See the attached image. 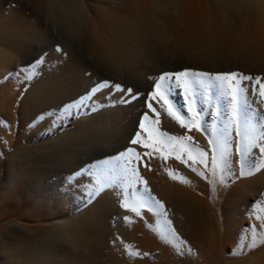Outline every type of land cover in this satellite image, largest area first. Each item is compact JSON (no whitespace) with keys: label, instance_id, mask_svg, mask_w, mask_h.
I'll list each match as a JSON object with an SVG mask.
<instances>
[{"label":"rangeland","instance_id":"rangeland-1","mask_svg":"<svg viewBox=\"0 0 264 264\" xmlns=\"http://www.w3.org/2000/svg\"><path fill=\"white\" fill-rule=\"evenodd\" d=\"M147 11L149 19L155 21L145 20ZM106 14L133 26L125 63L113 56L120 46L100 31L99 21ZM145 23L148 27L144 29L141 25ZM199 31L209 37L204 38V33L194 37ZM88 34H93L90 39L86 38ZM219 35H224L223 39ZM57 45L62 49L59 54ZM248 51L254 54L250 56ZM45 52L53 57L46 56L38 79L26 82L23 74L4 79L10 71L18 72ZM9 57L16 59L17 66L8 65L9 72L0 76V120L4 122L0 124V264H171L166 251L173 253L172 247L165 251L168 245L150 235V224L148 230L141 223L135 225L136 229L133 224L148 215L156 221L162 218L147 209H142L143 218H132L119 206L117 197L104 206L103 191L86 203L84 178L70 181L68 177L80 167L124 150L141 112L155 119L144 107V94L152 86L149 76L187 68L211 73L240 71L264 80V0H45L41 5L36 0H0V62ZM101 77L134 87L140 98L130 105L112 104L120 94L113 93L106 99L108 90H104L95 97L97 109L87 115L65 119L59 125L51 118L33 124L42 112L73 100ZM179 92L172 97L177 107L185 105L183 90ZM249 99L256 111L264 114V106L257 107L256 97L249 95ZM154 106L160 111L162 131L188 135L198 148L208 150L206 133L180 128L159 105ZM205 119L211 122V117ZM232 135L235 137L234 129ZM254 151L258 153V149ZM155 159L159 160L144 157V162L154 169ZM232 159L237 158L233 155ZM159 162L163 168L175 163L178 174L186 165L175 158V153ZM149 167L144 163L138 166L144 180ZM234 167L238 170L239 166L234 163ZM192 176L194 186L205 185V189L203 193L193 188L189 195L197 193L194 198L203 207L209 199L210 211L214 212L211 217L216 220H212L211 229L206 225L199 233L195 231L190 264H264V243L258 242V247L243 257L229 256L246 227L256 225L260 232L264 225V219L248 217L254 202L264 205V169L227 188L217 184L214 192L205 178L194 172ZM257 180L259 194L243 201V212L237 207L231 212L237 194L249 190ZM109 188L116 191V186ZM150 190L170 210L168 219L172 220L168 200ZM233 214L238 217L234 221ZM256 215L264 218V211ZM125 216L133 219L128 225L129 232L133 226L130 233L127 227L121 229ZM133 235H137V247L130 244ZM251 238V232L247 233L246 243ZM125 244L132 251L150 255L129 256L123 249Z\"/></svg>","mask_w":264,"mask_h":264},{"label":"snow or ice","instance_id":"snow-or-ice-1","mask_svg":"<svg viewBox=\"0 0 264 264\" xmlns=\"http://www.w3.org/2000/svg\"><path fill=\"white\" fill-rule=\"evenodd\" d=\"M55 50L58 54L62 52L59 45ZM46 56L45 52L22 65L18 72L10 71L4 79L15 78L18 74H23L26 82L38 79L41 74L39 70L46 63ZM148 79L152 81V86L151 90L144 94L147 97L144 107L155 119H150L148 113L141 112L129 136L128 146L124 150L116 154H107L105 159L96 160L93 164L74 170L68 179L71 181L76 177L84 176L91 178V182L84 186L86 203L95 199L105 188L115 185L119 206L131 211L137 217H141L142 209H147L154 216L162 218L168 227L163 231L159 228L154 231L159 233L161 239L171 243L176 238V233L169 232L170 210L149 189L148 182L140 176L138 166L144 163L145 167H149L144 162V157L167 161L168 156L175 153L177 160L185 163L192 172L208 181L213 192L217 184L227 188L238 180L252 177L260 172L264 169V114L256 111L249 95L256 97L257 107L264 106V80L260 76H252L240 71L211 73L187 68L175 72L163 71L149 76ZM180 89L183 90L185 105L177 107L172 97L179 95ZM104 90H108L106 99L113 93L120 94L116 100L111 101L112 104L130 105L141 96V93L132 86H125L111 78L101 77L73 100L57 109L42 112L33 124L51 118L55 125H59L65 119L87 115L97 109L98 102L95 97ZM154 104L159 105L160 110L180 128L206 133L208 150L198 148L192 143V137L188 135L176 136L162 131L159 128L160 111ZM209 105L211 108L208 107ZM206 116L211 117L210 123L205 119ZM3 123L0 120V124ZM233 129L235 137L232 135ZM141 148L146 151H139ZM254 149H258V153ZM233 155L237 158L235 161L232 159ZM189 161L191 163H188ZM234 163L239 166L238 170L234 167ZM197 165L204 170H199ZM205 172L208 176H205ZM169 175L172 176L173 173L169 172ZM251 208L252 210L248 212L250 219L254 215L257 220L264 219L256 215L257 211H264L260 207V202H254ZM123 219L126 223L131 222L128 216ZM243 232L245 235L240 237L237 245L231 250L230 257H243L248 251L257 248L258 242L264 243V225H261L260 232L257 231L256 225L246 227ZM249 232L252 238L246 243ZM112 243L115 244V241ZM183 243L181 241V245ZM123 249L133 257L150 255L132 251L126 244L123 245ZM177 250L182 249L177 248ZM188 253H192L191 248H188Z\"/></svg>","mask_w":264,"mask_h":264},{"label":"bare ground","instance_id":"bare-ground-1","mask_svg":"<svg viewBox=\"0 0 264 264\" xmlns=\"http://www.w3.org/2000/svg\"><path fill=\"white\" fill-rule=\"evenodd\" d=\"M44 1L45 0H36V2L39 5L43 4ZM104 1H107V0H104ZM41 7H43V6H41ZM111 9L112 8H110V10ZM110 10H109L108 13L111 12ZM113 11H115L114 8L112 9V12ZM95 12H96V14H98V10L97 9H96ZM117 12L120 14L119 11H117ZM140 13L141 12H140V9H139L138 14H140ZM136 14L137 13L135 12V15ZM145 16H146V19L145 20H149V23H151V22H153V21L156 20L155 19V20H152L151 21L150 20L151 18L149 19V13H148V11L145 13ZM160 19L165 20L164 18H160ZM99 25H100V31L102 33H105L106 35H108V37L110 39H113V41H114L113 43H115V44H117V45L120 46L119 49H115V53L113 54L114 59H118V62H119V60L124 61V63H125L126 59L128 58L129 52H130V51L129 52L127 51L128 49L126 50V44H127L128 40H129V38H128L129 34L133 32V30H132L133 26H129V24H126L123 19L115 20V17L112 14H110V15H107L106 14L105 16H103V18H101L100 21H99ZM141 27L145 29V28L148 27V25H146V23H145V25L144 26L141 25ZM35 33L36 32H34L32 34V36L34 38H36L38 36ZM196 33H197V35L194 34L195 35V36L193 35L194 37H197L199 33H201V34L204 33L203 34L204 38H207V36L209 37V35H207L205 37V34H208V33H205V31H203V32L202 31L201 32L199 31V32H196ZM92 35L93 34H88L86 38L87 39H90L92 37ZM220 37H222L220 39H223L224 35H222ZM198 39H199V37H198ZM200 39H201V37H200ZM217 40L219 41V38ZM237 53H243V51L237 50ZM247 54L250 55V56H252L254 54V52L253 51H248ZM51 57H53V55H50V54L47 55V58L48 59L51 58ZM16 63H17L16 59L15 58H11V57L5 58L2 62H0V76H4V75L7 74V72H9V69L7 68L8 65L14 67V66H17ZM124 63H122V64H124ZM159 160L158 159L156 160V162H158V163H156V162L155 163H152V164H155V166L152 165V166H154V169H151V170H149V172H146L147 174H146V178L145 179L148 182L147 183V186L150 189H152L153 191L160 192V194L161 195H164L165 196V199L168 200L167 201V204H168V202L170 203V205H171L170 206L171 207V214H172L174 220L172 218L171 219L173 221L170 220L171 221V226L169 228V232L174 231L176 233V238L173 239L171 243H168L165 240H163V239L160 238V235H159V233L157 231H154V229H157V228H159L161 231H163L165 227H168L167 225H165L163 219H159L158 221H156L155 219H151V217H148L150 215H148V216H145L144 215L145 216L143 218L144 221L143 220H138V223L139 224H136L137 221L135 220L136 222L133 223V224H134V227H135V225H138L139 226V225L142 224V226H146V230H148V225L150 224L151 227H152V229L150 228L148 230L149 233H150V235H153V237L157 241L165 242L168 245V246L166 245L167 247H165V245H164L165 251L168 248L172 247V250H173V253H174L173 256H172L173 253H171V251L170 252L168 251L169 249L166 251L169 254L168 256L170 257L169 260H170L171 264H190V262H192V261L190 259L191 258L190 255L188 253V248H190L191 246L193 247V244H191L193 242V237H194L193 235H194V233H195L196 230L198 231V230H200L202 228L204 229V228H206L209 225H210V228L209 229H211L212 220L213 221L216 220L215 218L212 219L213 217H211V215H212L211 213H214V212L210 211L211 210L210 209L211 202L209 204V201H208L209 199L206 198V196H204V197H205L206 200L207 199L208 200H207V203L205 205L206 207H203L202 205H200L201 203L199 204L198 201H197V199L194 198L195 195L197 194L195 191H194V194L195 193L196 194L195 195L193 194L194 196L189 195V193H191L190 190L193 189V188L197 189V191L203 192V190L205 189V185H196V186H194L195 184H194V182L192 180L193 176L190 177L192 175V171H191V169L187 165L184 166V168H183L184 171H182L181 174L180 173L178 174V171H177V168H176V164L175 163H171V164L168 163V165L165 168H163V167H161L162 166V165H160V162L161 161L159 162ZM190 163H191V161H190ZM169 172H172L173 175L170 176L169 175ZM83 178H84L85 183H86L85 185H87L88 183L91 182V178L90 177L84 176ZM185 181H187V182H185ZM259 183L260 182L257 180L256 182H254L252 184V187L249 190H247L244 193L241 192L242 194L241 195L239 194V196L237 194V197L235 198V200L232 198L234 202H233V205L231 206L232 209L230 211L231 212L234 211L233 208H236L237 207L239 209L240 213L243 212L242 211V209H243L242 208L243 207V205H242L243 204V201H246L247 199H250V198L252 199L253 196H256L257 194H259ZM113 186L115 187V185H113ZM207 187H209V186H207ZM209 189H208V191H209ZM188 191H190V192L188 193ZM103 193L104 194L101 195V199L103 200L104 206L107 205L113 198L116 199V197H117V192L115 191L114 188H105L103 190ZM160 194H158V195L160 196ZM210 194L212 195V193H210ZM201 195H202V193H201ZM200 197H203V196H200ZM207 197H209V196H207ZM211 197H210V199H211ZM198 199L200 201L202 198L201 199L198 198ZM203 200L204 199H202L201 201H203ZM211 200H213V199H211ZM130 203H131V199H130ZM101 207H102V205H101ZM214 208H215V206L212 208V210H215ZM261 208L264 209V205L263 204L261 205ZM127 212H128V215L130 214L129 216H131L132 218L135 216L134 213H132L131 211L125 210V213H127ZM258 212H263V211H258ZM141 213H142V210H141ZM145 214H147V213H145ZM233 216H234V218L231 217V219H233V221H234V219L237 216L234 215V214H233ZM132 220H131V222H132ZM213 223H215V222H213ZM133 224H131V225H133ZM181 224H184V226L182 227ZM128 225L130 226V223H126V222H125V224L122 223L121 224V229L123 231L126 229V227L128 229ZM155 225L157 227L156 228H153V226H155ZM119 227H120V224H119ZM132 227L133 226H131V229H133ZM131 229H130V232H131ZM135 229H136V227H135ZM213 229H214V227H213ZM127 231H128V233H130L129 232V229ZM199 232L200 231H198V233ZM212 232H214V231H212ZM106 233H104L102 235L104 238L106 237ZM119 233H121V231ZM181 235L184 237V241H183L184 243H183V245H181V242H180ZM200 235H201V233L199 234V236ZM195 236H198L197 235V232H196V235ZM103 237H102V239H103ZM124 237H126V236H124ZM136 238H137V235L136 236L133 235L132 237L129 238V241H130V244L131 245H134V244L136 245V243H134V241L136 240ZM194 239H195V237H194ZM160 243H156L155 242L156 245L157 244H160ZM136 247H137V245H136ZM177 248H181L182 250L181 251H178ZM121 257L123 258V256H121ZM125 257H126L125 259H127V255ZM134 264H138V263H134ZM148 264H153V263H149L148 262Z\"/></svg>","mask_w":264,"mask_h":264}]
</instances>
